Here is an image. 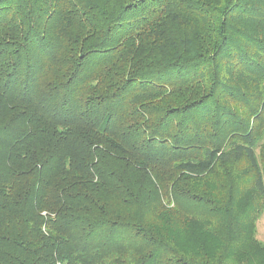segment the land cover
Wrapping results in <instances>:
<instances>
[{
	"label": "trees",
	"instance_id": "16d2710c",
	"mask_svg": "<svg viewBox=\"0 0 264 264\" xmlns=\"http://www.w3.org/2000/svg\"><path fill=\"white\" fill-rule=\"evenodd\" d=\"M264 0H0V264H264Z\"/></svg>",
	"mask_w": 264,
	"mask_h": 264
},
{
	"label": "rangeland",
	"instance_id": "374dc122",
	"mask_svg": "<svg viewBox=\"0 0 264 264\" xmlns=\"http://www.w3.org/2000/svg\"><path fill=\"white\" fill-rule=\"evenodd\" d=\"M256 238L264 243V212L256 223Z\"/></svg>",
	"mask_w": 264,
	"mask_h": 264
}]
</instances>
